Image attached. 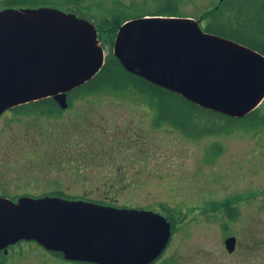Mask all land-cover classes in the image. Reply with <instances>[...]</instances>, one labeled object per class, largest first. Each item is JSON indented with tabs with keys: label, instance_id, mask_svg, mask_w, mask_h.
Listing matches in <instances>:
<instances>
[{
	"label": "rangeland",
	"instance_id": "374dc122",
	"mask_svg": "<svg viewBox=\"0 0 264 264\" xmlns=\"http://www.w3.org/2000/svg\"><path fill=\"white\" fill-rule=\"evenodd\" d=\"M159 1L72 0L58 5L65 11L78 6L81 10L75 13L95 23L106 59L116 32L107 24L100 26L94 17L103 18L115 8L138 14ZM218 1L182 0L180 10L206 29L207 9ZM111 79L123 77L115 69L108 73V82ZM133 87L81 94L60 113L4 110L0 194L17 202L22 195L58 191L74 199L153 210L175 217L171 230L176 232L166 254L174 253L180 264H264V250L246 248L252 239L243 236L245 231L264 235V100L254 113L262 116L259 121L229 115L224 117L229 120L207 119L196 107L168 95L159 101L156 92L139 84ZM140 87L145 91H138ZM188 116L198 125L188 124ZM222 124L229 130L216 132ZM222 231L246 237L234 254L222 245ZM2 261L86 264L27 239L12 244Z\"/></svg>",
	"mask_w": 264,
	"mask_h": 264
},
{
	"label": "water",
	"instance_id": "95a60500",
	"mask_svg": "<svg viewBox=\"0 0 264 264\" xmlns=\"http://www.w3.org/2000/svg\"><path fill=\"white\" fill-rule=\"evenodd\" d=\"M91 20L52 5L0 9V114L15 105L68 92L105 62ZM122 65L197 105L242 117L264 100V53L181 15H143L118 28ZM171 223L160 212L59 195H0V251L34 239L69 259L133 264L166 246ZM236 237L226 239L228 250ZM1 261V257H0Z\"/></svg>",
	"mask_w": 264,
	"mask_h": 264
},
{
	"label": "trees",
	"instance_id": "16d2710c",
	"mask_svg": "<svg viewBox=\"0 0 264 264\" xmlns=\"http://www.w3.org/2000/svg\"><path fill=\"white\" fill-rule=\"evenodd\" d=\"M32 1L36 4L41 2L45 5H52L61 8V6L58 4L71 3L69 1L72 0L69 1L57 0L53 2L54 4H49L50 3L48 2L49 0H11L7 3L32 2ZM80 1L81 0H74V2L76 3ZM181 1L182 0H160L159 2L156 3V6L154 8L142 9L139 11L140 13L138 14H136V12L129 14L124 9L115 8L112 10L110 9L109 15L103 18H98L97 16H95L94 18L96 21H98V23L99 21L101 22L100 26L107 24L117 33L119 26L125 20L133 17H139L143 15H156V14L190 16L189 14L183 13L180 10ZM71 9L72 10L70 11L75 12L77 11V9L80 8L77 6L76 9L73 8ZM207 13L209 14L210 19L207 22V27L205 30L236 39L264 53V0H219L215 5L212 4L209 5V8L207 9ZM87 19H89V17H87ZM115 69L119 70L120 77H123V79L118 80L116 82H112L111 79V81L108 82L107 76L109 71H113ZM117 84H120V86L117 87L116 86ZM135 84H139L145 88H148L153 92H156L158 94L159 101H160V96L168 95L179 102L186 103L191 107H196L199 109L198 111L205 112V114H201V115H204V117L207 119L213 117L225 119L224 117H228L226 116L227 114L215 110L210 111V109L197 105L196 103L186 99L177 92H174L163 86L157 85L138 74L128 71L122 65L119 58L115 55L113 51H111L106 56L102 68L93 77H91L85 83L69 91L68 102L70 105L73 102V100L81 94H87L90 92L92 93L104 89L105 90L111 89L113 92L132 90L134 89L133 85L135 86ZM139 89L142 90H138V91L141 92L145 91V90L143 91L142 87H140ZM146 95L149 94L146 93ZM152 97H153L152 95H149V100L154 101ZM256 108L247 115L238 117L239 120L240 119L244 120V118L245 119L250 118V120L252 119L253 121H259L262 118V116H259L258 113L257 116H255L254 113L258 112V110L260 109V108L258 109ZM10 110H12L14 114H30V113L53 114V113L62 112L63 108L60 106L58 101L53 96H48L15 105L11 107ZM208 111H210L211 114L206 113ZM233 117L234 116H232V118L230 119H233ZM193 120H194L193 118L188 116V124L195 123L194 125H198L197 121L193 122ZM225 120H229V119H225ZM207 129L208 128H205L204 130ZM186 130L187 132H190V130L192 129L186 128ZM228 130H229L228 127L222 124L220 125V128L216 132H226ZM53 194H58L59 196L62 195L58 191H55ZM22 240H26V239H22ZM53 252L64 256L63 255L64 253L62 251H53ZM2 254H4V251H2Z\"/></svg>",
	"mask_w": 264,
	"mask_h": 264
},
{
	"label": "flooded vegetation",
	"instance_id": "af4514ba",
	"mask_svg": "<svg viewBox=\"0 0 264 264\" xmlns=\"http://www.w3.org/2000/svg\"><path fill=\"white\" fill-rule=\"evenodd\" d=\"M9 1H11V0H0V9L6 8V7H15V8H19V9H22V8L23 9L24 8H36V7L45 5V4L41 3V2L36 4L33 1L32 2L7 3ZM167 218H168V220L171 223V227H173V223L176 220L175 217H167ZM175 232L176 231L173 232V230H171V234H170V236L168 238V242H167L166 246L161 250V252H159L157 255H155L154 257H152L149 260H146V261H143V262H140V263H133V264H180V261L177 260L178 258L175 256L174 253L166 254L168 243H169L171 237L173 236V234ZM244 234H247L248 236H250L249 238L252 239V242H249L251 245L250 246L249 245H245V246H247L246 248H250V249H255L256 248L259 251L264 250V235L263 236H258L255 233H252L251 231H245V232H243V236H244ZM232 235H234L236 237V243H235V247L232 250L229 251L227 246H226V239L229 236H232ZM243 236L240 237L235 232L234 233L233 232H223V235L220 236V237L222 238V245H225V247L229 251V253L234 254L240 247H242V244H243V242L245 240L244 238H246V237H243ZM2 251L3 250L0 251V257H1L0 264H4V262L2 261ZM49 251L54 253V254H56V255H58V256H62V255H59V254L53 252L52 250H49ZM196 254H199V252L196 253ZM62 257H64L67 260L82 262V263H86V264H102V263H98V262H94V261H86V260H79V259H75V260L68 259L67 257H65V255L62 256ZM187 262L188 261H186V264H188ZM181 264H183V263H181ZM191 264H203V263L202 262H200V263H192L191 262Z\"/></svg>",
	"mask_w": 264,
	"mask_h": 264
}]
</instances>
